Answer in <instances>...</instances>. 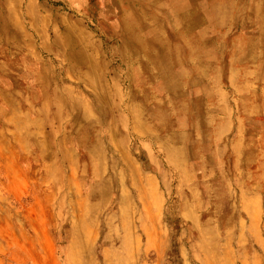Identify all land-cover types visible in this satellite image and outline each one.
Listing matches in <instances>:
<instances>
[{
  "label": "rangeland",
  "instance_id": "1",
  "mask_svg": "<svg viewBox=\"0 0 264 264\" xmlns=\"http://www.w3.org/2000/svg\"><path fill=\"white\" fill-rule=\"evenodd\" d=\"M175 1L0 0V18L13 15L29 37L15 44L40 50L23 66L35 74H20L29 51L16 48L18 112L9 124L0 119V128L15 131L4 137L13 147L0 152V264H264V117L251 127L228 105L229 116L205 122L198 87L203 79V106L215 109L217 93L232 95V67L236 83L261 95L264 75H244L264 59L247 63L227 51L242 15L228 0L218 16L205 0L189 20L178 17ZM30 2L36 10L27 17ZM57 14L75 23L78 39L65 35ZM250 24L244 31L257 29ZM38 75L50 96L38 94ZM197 117L209 122V156L184 182L182 154L168 161L166 152L180 144L161 127L180 118L172 134H193ZM132 167L141 180L151 168L162 172L158 209H148L151 189L130 178ZM81 199L91 214L78 209ZM241 205L251 213L240 214Z\"/></svg>",
  "mask_w": 264,
  "mask_h": 264
},
{
  "label": "crops",
  "instance_id": "2",
  "mask_svg": "<svg viewBox=\"0 0 264 264\" xmlns=\"http://www.w3.org/2000/svg\"><path fill=\"white\" fill-rule=\"evenodd\" d=\"M228 2L231 7H237L238 9H241L242 15L239 16L238 20H236V22H234L230 27V30L232 31L231 37H230L231 42H230V47L227 49V51L232 56L236 54L244 55L245 56L244 61L247 63L254 62L256 58L264 59V49L261 48V44L264 42V0H228ZM31 6H32V2H30V7L28 6V9H27L28 10L27 17H29L34 12V10H36L35 6H32V7ZM53 11L55 13L58 12L57 9L55 8H53ZM58 16L60 17L62 15H58ZM33 21H37V20L32 19L31 23H35ZM45 21L46 19L42 20L43 23H45ZM58 21H59V24L61 25V30H62L63 24L68 25V27L66 28L68 29V32H65L66 36L70 37L73 40L78 39V37L75 35L76 33H74V31L72 30L73 29L72 26L73 24H75L73 23V21H71L70 19L68 20L66 18L63 19V16L60 19H58ZM14 22H15V18L13 17V15H9L8 17H5V18L4 17L0 18V119L3 122H6L7 124L14 121L15 113L18 112V106L16 105L14 101L15 95L18 93L20 89L19 88L20 78L15 77V67H16L15 60H16V56L19 55L18 53H16V48L22 51L26 49L29 51L28 52L29 58L27 57V55H25L26 56L25 62L18 65L20 67L18 68V72L20 74H23L24 73L23 71L27 70L23 68V66L24 65L28 66L30 64H33L34 61H32V58H38L40 54L39 52L40 50L38 51L37 49H33L31 44L25 45V46H17L15 44L16 37H18V39L23 38L26 40H28L29 37H27L23 33V28L21 26H17L15 28ZM251 22H254L258 25L257 29L244 31L245 28L248 26V24H250ZM235 28L238 31H235L234 30ZM59 29H60V26L52 27L53 32H55L54 39L56 40V42L60 39L59 37H61L59 36ZM60 34H62V31ZM36 35H39V34H36ZM67 50L68 49H66V51ZM202 55L203 57L206 56L203 53ZM35 61L38 64H43V66L47 65L45 62H41V61L38 62L37 60ZM216 70H213V72H215ZM27 71H29L30 74H35L34 73L35 71H30V70H27ZM229 72H230L231 79L229 78L230 82L228 81L227 83L230 84V91L232 92V95L227 96L225 94L223 95L220 92L217 93L221 97V102L219 106L216 107L215 109L208 108L206 103H205V107L203 106L204 102L206 101V97H209L210 92L207 90L206 87H204V85L200 86V83L205 84L204 80L203 79L199 80L198 87L202 89V91H200V94L202 96H200L201 105H200L199 114L200 113L204 114L201 116L203 119L205 117L211 119L218 112H221L222 114L226 113V117H227L229 116L228 111L230 110L228 109V105H232L231 108L233 107V110L235 109L237 112L242 111L245 114L247 121L250 123L252 127L255 123L261 120L260 119L261 117H264V90L261 91V95L260 93L259 95L258 94L256 95L257 91L251 85H248V84L245 85L242 83L238 84L233 80L232 76L235 70L232 67L230 68ZM248 72L249 73H246L244 77L251 76L254 73H257L256 75L258 77H263L264 61L260 65H258L256 69H254L253 71H248ZM47 78H48V81L49 79H52V77H47ZM46 82L47 81L44 79L43 76L38 75L35 81V84L40 86L39 89L37 88L39 90L38 94L42 93L43 91V93L46 92V94L48 93V95L50 96L49 90L46 88L47 87ZM50 86H51V83L48 85V87ZM27 92H30L32 94L34 91H31L28 88ZM234 92L238 94L239 98H236L238 100L232 104L231 98L234 96L233 95ZM251 94L253 98L251 97ZM255 98H258V100H256ZM25 100L27 99H24V101ZM5 106H7L6 109H5ZM39 112L43 113V111H39ZM207 118H205V122L206 120L209 121ZM199 120L201 121L200 122L201 126H198L197 124L196 127H199V128L193 130L192 132L193 134H189V135H178L177 136L176 134H172L178 128H180L179 125L183 123L180 121V118L177 121H171L168 119L166 120V126H165L166 129L161 127L163 131H165L166 133H170V137H172V139L175 138L176 140H178V143L180 144L178 147H175V148H171L169 146L170 148L168 150L166 149V152H168V157H169L168 161L174 160V156L176 154L177 155L182 154V162L184 163V171H183V175L185 178L184 182H186L187 177L190 176L189 172H193L192 169H194V167L198 168V166H200V160L202 159L203 155H205L206 153V156H209V148L211 144L210 135L208 136L203 135L204 133L203 128H204L205 133L209 134V122L204 123L202 119L197 117L196 121H199ZM14 133H15L14 129L10 127L0 128V136L3 137L1 139L2 142L0 143V152L3 151L4 149L13 147V144L9 146V143H11L12 140L6 139L4 137L9 136L10 134L14 135ZM148 134H152V133L149 132ZM202 135L205 137V139L199 138V136H202ZM192 136H196V137L192 138ZM188 137H190L189 140H187ZM217 137H218V140L223 138L221 130L218 132ZM247 138H250V136ZM234 142L238 144V142H240L239 138H236ZM213 143L214 144L217 143V139H216V142H213ZM231 145L232 147L235 146L233 143H231ZM187 161L189 163V166H188ZM263 168H262L263 177L261 176V178L264 181V169ZM159 172L160 170L158 171L157 169L154 168V171H153L151 168V170H149L148 172L149 173L148 176L146 177V179L148 178L149 182H147L146 179L143 180L144 182L143 181L141 182L143 183V185H147V184L149 185V188L151 189L150 191L152 192V199H154V202H155L154 203L153 201H148V209L149 208L153 209L152 207H154V209H158L160 206H162L160 199L158 197H155V194H156V181H155L156 176L155 175H157ZM159 174H162V172H160ZM242 191L247 192V193H243L240 196V198L247 199V195L248 193H250L249 189L242 190ZM187 204L188 203L186 201H183L181 203L183 207L186 206ZM201 206H199L198 209H200ZM243 211H245L246 213H251L249 207L247 209L241 205L239 213L242 214L241 212ZM6 231H7L6 235L7 237H9L10 235L9 228ZM7 237L5 236V239ZM1 247H4V245H2ZM5 247H7V249H9L10 251V247L8 246H5Z\"/></svg>",
  "mask_w": 264,
  "mask_h": 264
},
{
  "label": "bare ground",
  "instance_id": "3",
  "mask_svg": "<svg viewBox=\"0 0 264 264\" xmlns=\"http://www.w3.org/2000/svg\"><path fill=\"white\" fill-rule=\"evenodd\" d=\"M156 1H162V0H156ZM173 1V0H172ZM205 0H176L175 3H177V6L175 7V12L177 13L178 17L180 19H191L195 14H197V12H200V8L203 6V2ZM169 2V1H166ZM225 2V1H224ZM213 5H215V16L219 15V12L223 6V1L222 0H213V4L210 5V7H212ZM209 13L207 11V16H209ZM201 19H204V13H202V15L200 16ZM130 178H132L135 182H140L143 181L139 178L138 175V171L132 167V170H130ZM147 182H149L148 178L146 179ZM84 200L81 199V202L78 203V209H80V211L83 213L84 216L89 215L92 213V209L90 206H85L84 207ZM119 211H121V208H119ZM151 214V213H149ZM149 214L147 215V217L149 216ZM123 217V215H122ZM120 223L124 226V222L122 220L121 222V218H120ZM149 242H151V240H148V244Z\"/></svg>",
  "mask_w": 264,
  "mask_h": 264
}]
</instances>
